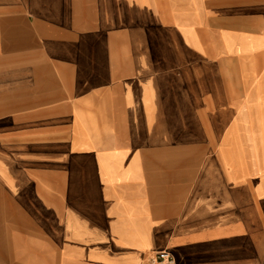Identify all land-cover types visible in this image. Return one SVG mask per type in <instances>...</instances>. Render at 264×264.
I'll list each match as a JSON object with an SVG mask.
<instances>
[{
  "label": "crops",
  "instance_id": "obj_1",
  "mask_svg": "<svg viewBox=\"0 0 264 264\" xmlns=\"http://www.w3.org/2000/svg\"><path fill=\"white\" fill-rule=\"evenodd\" d=\"M220 11L264 28V0H0V264H264L247 157L215 146Z\"/></svg>",
  "mask_w": 264,
  "mask_h": 264
},
{
  "label": "rangeland",
  "instance_id": "obj_2",
  "mask_svg": "<svg viewBox=\"0 0 264 264\" xmlns=\"http://www.w3.org/2000/svg\"><path fill=\"white\" fill-rule=\"evenodd\" d=\"M240 15L238 12L226 14L222 11L217 12L215 50L217 54L230 53L232 56L230 66V131L232 138L230 141L217 140L215 146L216 148L223 146L232 148L230 158L237 160V174H239L240 154L241 152L245 153L248 169V222L255 223V213H261L264 216V45L257 49V45L250 43V39H255L251 36H254V33L258 31L264 33V28L257 29L254 26H244L240 19H236ZM226 17L227 19H225ZM244 54L248 55V58L245 59L244 56L242 61L238 60ZM234 58L238 59L233 60ZM245 69L249 73L247 76H243ZM239 189V184L233 182L232 196H236L235 198L232 197L233 200H238ZM25 195L26 198L34 199L36 195L34 188H26ZM40 199L43 198L40 197ZM35 200L38 202L39 198L36 197ZM37 202L30 203V206H37L42 211L47 209L46 204H38ZM48 233L50 232L48 231ZM30 238L39 241V244H34L38 247L37 250L41 247L40 252L50 253V244L41 245L43 243L41 237L39 239ZM29 254L25 252V257L31 258Z\"/></svg>",
  "mask_w": 264,
  "mask_h": 264
},
{
  "label": "built area",
  "instance_id": "obj_3",
  "mask_svg": "<svg viewBox=\"0 0 264 264\" xmlns=\"http://www.w3.org/2000/svg\"><path fill=\"white\" fill-rule=\"evenodd\" d=\"M150 264H177L169 251L162 250L153 254Z\"/></svg>",
  "mask_w": 264,
  "mask_h": 264
}]
</instances>
